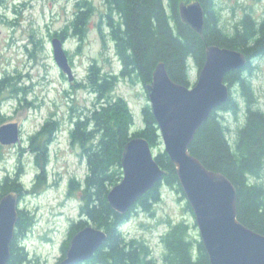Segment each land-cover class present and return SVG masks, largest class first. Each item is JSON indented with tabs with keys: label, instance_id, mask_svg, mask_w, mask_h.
<instances>
[{
	"label": "trees",
	"instance_id": "trees-1",
	"mask_svg": "<svg viewBox=\"0 0 264 264\" xmlns=\"http://www.w3.org/2000/svg\"><path fill=\"white\" fill-rule=\"evenodd\" d=\"M199 2L204 11V30L198 35L185 25L178 13L181 2ZM217 0H104L107 12L103 15L108 38L114 43L116 56L121 64L118 74H105L92 62L83 88L94 94L92 107L81 113L69 131L70 144L81 149V158L87 172L82 180L71 177L67 184L68 196L73 191L80 193L77 220L72 222L69 239L62 246L64 257L71 237L92 222L107 236L87 264H157L150 246L139 238L127 239L121 226L130 218L137 206L150 212L161 199V187L168 186L184 193L176 170L167 154L161 149L162 142L149 104L141 108L143 126L131 132L133 114L121 96L114 95L120 80L138 83L146 87L159 63H163L170 79L184 86H191L189 68L194 64L198 70L205 61L207 45L242 52L247 65L238 72L225 77L229 89L236 86L241 102L229 97L228 101L211 113L196 132L189 146V153L208 170L225 176L235 187L237 194V219L245 227L264 236V187L256 179L264 170V114L255 108L249 63L264 56V19L257 22L245 14L233 31L226 33L220 27ZM82 4H85L83 2ZM90 9L78 10L72 22L74 31L83 24ZM61 40L64 36L55 33ZM103 36V34H102ZM7 74L0 78V90L9 88L11 80ZM243 112V122L237 126L235 138L229 140L223 115L237 116ZM56 122L45 121L39 132L30 141L43 138L37 143V158L41 159L40 170L47 163V148L52 140ZM143 138L155 151V160L164 171L162 181L142 196L125 215L113 211L107 194L122 179L121 157L125 144L131 138ZM34 146V147H35ZM18 175L6 176L0 181V198L10 192L23 197L25 190ZM34 187L43 185L44 174L37 175ZM185 209L191 211L189 204ZM33 223L32 216L19 211L14 240L10 246L8 264H26L27 252L18 243ZM164 252L162 264H210L207 253L199 239L192 236L184 221L168 222V228L160 236Z\"/></svg>",
	"mask_w": 264,
	"mask_h": 264
},
{
	"label": "rangeland",
	"instance_id": "rangeland-1",
	"mask_svg": "<svg viewBox=\"0 0 264 264\" xmlns=\"http://www.w3.org/2000/svg\"><path fill=\"white\" fill-rule=\"evenodd\" d=\"M85 2V4H82ZM90 9L83 24L74 31L76 13ZM220 27L226 33L240 23L245 14L257 22L264 19V0H217ZM107 12L104 0H0V78L12 79L9 88L0 90V127L17 124L19 141L15 145L0 144V181L18 175L25 193L19 203L21 212L32 216L33 223L18 241L24 239L26 264H56L62 256V246L69 239L72 222L77 220L80 193L67 196L71 177L82 180L87 172L81 149L70 144L69 131L81 113L92 107L94 94L83 88L88 68L94 61L105 74H118L121 64L114 43L108 38L103 15ZM55 33L64 36L61 40ZM103 34V36H102ZM60 39L74 76L73 82L59 70L53 59L51 41ZM255 108L264 114V56L249 63ZM198 68L190 64V85L198 78ZM114 95L127 102L133 114L131 132L143 126L141 108L149 104L145 87L120 80ZM230 96L241 102L236 86ZM223 115L229 128V140L235 138L237 126L243 122V112L237 116ZM56 122L52 140L47 148L44 172L36 162L37 150L30 139L40 131L45 121ZM35 146V147H34ZM163 150V146H161ZM155 153V151H154ZM44 174V184L34 187L37 175ZM264 187V170L256 179ZM111 189V188H110ZM186 199L168 186L161 187V199L150 212L134 208L121 232L127 238H139L150 246L157 264H162L164 248L160 236L168 222L184 221L192 236L199 238L193 214L185 209ZM88 226L95 225L89 222Z\"/></svg>",
	"mask_w": 264,
	"mask_h": 264
},
{
	"label": "water",
	"instance_id": "water-1",
	"mask_svg": "<svg viewBox=\"0 0 264 264\" xmlns=\"http://www.w3.org/2000/svg\"><path fill=\"white\" fill-rule=\"evenodd\" d=\"M178 13L185 25L202 35L204 11L199 2L179 3ZM51 46L56 66L69 82H73L72 68L61 40L54 38ZM246 65L247 59L242 52L207 45L204 64L193 86L172 81L164 64L159 63L151 83L145 87L163 151L175 167L210 264H264V236L238 221L235 187L225 176L206 169L189 153L196 132L230 97L225 77L243 70ZM18 141L17 124L0 127V144L9 146ZM155 156L143 138H131L125 144L121 157L122 179L107 194L113 211L125 215L162 181L164 171L156 163ZM19 201L15 192L0 198V264H8L10 259V246L19 219ZM106 238L103 230L93 226L78 230L58 264L87 262Z\"/></svg>",
	"mask_w": 264,
	"mask_h": 264
},
{
	"label": "flooded vegetation",
	"instance_id": "flooded-vegetation-1",
	"mask_svg": "<svg viewBox=\"0 0 264 264\" xmlns=\"http://www.w3.org/2000/svg\"><path fill=\"white\" fill-rule=\"evenodd\" d=\"M22 199V197L20 196V200ZM62 256L59 258V260L57 261V263L56 264H58L61 260H62ZM88 262V261H87ZM87 262H84L83 264H87Z\"/></svg>",
	"mask_w": 264,
	"mask_h": 264
}]
</instances>
